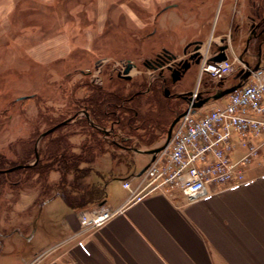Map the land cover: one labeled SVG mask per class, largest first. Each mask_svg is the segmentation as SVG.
I'll list each match as a JSON object with an SVG mask.
<instances>
[{"label":"rangeland","instance_id":"obj_1","mask_svg":"<svg viewBox=\"0 0 264 264\" xmlns=\"http://www.w3.org/2000/svg\"><path fill=\"white\" fill-rule=\"evenodd\" d=\"M197 1L56 0L54 6H47L34 0L19 8L9 25V37L0 38V157L3 162L33 163L32 147L36 144L38 149L45 150L47 145L46 139L37 141V136L62 121L67 125L57 132L58 136H66L69 152L80 154L84 145L92 143L81 120L83 104L95 95V87L102 85L103 91H118L126 96L140 88L142 82L152 81L158 69L151 70L143 63L158 54L179 56L187 45L200 41L203 51L209 55L224 38L231 54L239 52L236 53L239 56L253 23L249 15L257 8L247 0L230 7L220 0L217 3L204 0L195 6ZM263 11L264 4L260 14ZM20 33L24 35L19 38ZM255 44L254 41L249 44L252 54ZM128 60L134 68L130 72L131 80L123 81L116 74ZM248 60L253 62L256 58ZM243 66V60H235L224 84L233 83L235 72ZM199 70L195 66L179 87L186 91L196 87ZM206 79L203 74L199 88L205 85ZM159 97L157 103L152 95L137 99L141 102L142 114L156 112L164 116L167 124L175 116L167 107L171 98L163 93ZM213 102L205 104L204 109L210 108ZM171 105L180 113L187 102L180 98ZM145 144L143 140L139 146ZM103 146L107 147L105 152L100 154V149L91 148L85 158L92 161L89 179L103 181L106 187L110 180L112 190L122 192L119 178L134 167L139 172L150 155L106 143ZM50 147L53 153V145ZM85 165L80 163L82 167ZM37 171L22 169L0 175V264H4V257L10 260L23 254L32 255L50 239L52 225L61 222L62 210L66 208L62 198L39 201L50 194V191L45 194L43 186L56 182L59 173L51 171L41 178ZM67 176L68 180L74 178ZM81 181L78 177L72 189L79 187Z\"/></svg>","mask_w":264,"mask_h":264},{"label":"crops","instance_id":"obj_2","mask_svg":"<svg viewBox=\"0 0 264 264\" xmlns=\"http://www.w3.org/2000/svg\"><path fill=\"white\" fill-rule=\"evenodd\" d=\"M32 1L0 0V38L9 37V25L15 20L17 11ZM39 1L47 6L56 3V0ZM252 1L258 2L247 0L249 4ZM203 2L198 0L194 5ZM220 2L230 7L237 6L241 0ZM170 5L176 6V3ZM23 35L18 34L19 38ZM206 82L203 87L208 86ZM218 99L210 100L214 101L210 106L224 102ZM172 118L167 124L154 126L150 145L126 148V151L142 153L138 150L158 146L165 139ZM263 136L251 137L249 141L257 143ZM231 143L230 157L236 160L246 148L236 134ZM261 155L247 165L245 183L216 193L219 186L209 184L206 194L194 200L187 199L177 189L170 193L155 191L138 200L129 199L130 190L123 187L122 180L133 182L132 176L138 173L135 167L119 178L124 189L119 193L112 190L110 180L106 187L103 181L96 179L104 190L107 189L103 205L114 211L112 216L97 227L83 229L79 225L80 211L65 204L61 222L52 225L50 239L33 254L65 241L64 246L38 264H264V165L260 163ZM53 199L56 197L46 202ZM33 254L10 260L2 256L3 263L29 264Z\"/></svg>","mask_w":264,"mask_h":264},{"label":"built area","instance_id":"obj_3","mask_svg":"<svg viewBox=\"0 0 264 264\" xmlns=\"http://www.w3.org/2000/svg\"><path fill=\"white\" fill-rule=\"evenodd\" d=\"M216 53L203 56L198 85L191 90L187 112L174 124L167 145L154 153L153 159L150 155L144 170L132 176L133 182L122 180L123 187L130 190L129 199L138 200L155 191L170 193L177 189L187 199L194 200L206 194V186L209 184L219 186L216 193L245 183L247 165L260 154V163L264 165V136L257 143L249 141L251 137L264 134L263 66L252 70L241 87L223 96V103L204 112L202 110L205 105L196 108L192 106L200 90L199 80L203 74H206L210 84H215L230 75L233 63L239 61L235 53L221 61H209L208 57ZM233 134L246 148V152L236 160L230 157ZM113 213L103 204L97 205L81 210L79 223L83 229L97 227ZM64 244L65 241H61L35 253L29 264H38L47 259Z\"/></svg>","mask_w":264,"mask_h":264},{"label":"trees","instance_id":"obj_4","mask_svg":"<svg viewBox=\"0 0 264 264\" xmlns=\"http://www.w3.org/2000/svg\"><path fill=\"white\" fill-rule=\"evenodd\" d=\"M257 1L258 2L252 1L253 3L250 4L257 9L250 14L249 17L253 18L252 20L259 26L257 31L258 36L255 38V40H257L256 43L264 47V13L260 14L264 0ZM120 80L125 81L124 79ZM95 88V95L86 100L87 111L94 125L91 126L84 117H82L81 120V122L84 123V127L87 129L88 136H90L91 144L84 145L80 154L69 152L68 148L70 144L66 136L61 137L58 136L59 133H57L62 127H66L67 125V123L62 124L40 138L46 139L45 143L47 145L45 150L35 149V145L32 147L35 161L33 164L15 168L11 171H0V175L22 169H38L37 173L39 175L41 174V178H43L44 175H48L51 171L58 172L59 177L56 182H49L50 184L52 183L51 185L48 184V186L50 185L49 187L43 186L45 194L47 191H50V194L44 196V193L40 190V194L44 196L39 200L40 203L58 196L74 211L86 210L99 205L101 202L104 203L105 190L101 187V183L89 179L90 173L93 172L92 161L85 158L90 155L91 148L94 150L100 149L99 153L101 154L107 149V147L103 146V143L116 145L117 147H123L121 146L123 144L125 148H138L139 144L145 140L148 146L153 142L152 131L154 126L156 124H163L164 116L150 111H146L142 114L139 108L141 102L137 99L141 95L136 94L130 97L132 94L129 93L126 96H122L118 91H103L101 86H96ZM152 96L155 103L160 101L157 92H153ZM25 97L28 96H23V98ZM110 126H113V128L110 129L105 136L103 133L104 129L101 128ZM134 140L138 141L139 144L135 143ZM63 143H65V146H62ZM51 145H53L54 148V150L52 149L53 153H50V149L52 148L50 147ZM35 153H37L36 160ZM81 162L86 163V165L84 167L80 166ZM18 164L27 163L19 162L7 164L3 162L0 157V170H5ZM67 175L74 177V180H68ZM78 177L82 179L81 183H78L80 186L72 189Z\"/></svg>","mask_w":264,"mask_h":264},{"label":"water","instance_id":"obj_5","mask_svg":"<svg viewBox=\"0 0 264 264\" xmlns=\"http://www.w3.org/2000/svg\"><path fill=\"white\" fill-rule=\"evenodd\" d=\"M256 36H258V33L257 32H253V34H248L247 38H246V42H245V46L244 48L242 49L240 55H239V58L241 60H243V63L245 65V68H241L237 74L234 76V78H238V81L228 87H225L223 89H219L217 91H215L213 94H209V91L210 90H203V91H200V93L198 94V96L196 97V99L192 102V106L194 108L196 107H201L203 104L207 103L209 100H215V99H218V98H221L223 96H225L226 94L232 92L233 90L241 87L246 81H247V78L248 76L250 75L251 71L252 70H255L259 67L260 65V62L262 59H264V54L262 52V50H264L262 47L261 44H258L256 45V50L253 51V54L252 52L249 50V44H250V40L251 38L255 39ZM224 38H221L220 42L221 44H218L217 46V50H218V53L209 57L208 60L210 61H221V60H224L226 59L227 55H226V51L229 49V44L228 43H224ZM190 46V45H187L184 49H183V53H185V50L186 48ZM193 46V51L191 52V54L187 57V58H184L181 61V65L179 67V69H175L173 72H172V79L173 81L179 79L186 71L187 69L190 67L191 64H199L200 63V59L202 57V54H201V49L204 48V46L202 45V43L200 41H195L193 42V44L191 45ZM245 55L244 58L242 57V55ZM175 55L174 54H165V56L162 57V60L160 62H158L155 59H153L151 62L153 63V69H156L157 67H159L161 64L165 63L166 61H168L169 59H171L172 57H174ZM256 58V62L254 64H251V62H249L248 58ZM145 64V63H144ZM134 67V64L131 63L130 61H128V63L126 64V67L124 68L123 70V73L122 74H119L118 76L121 77V78H124V79H130L131 78V75L129 74V70ZM167 68H170L169 66H166ZM176 72V73H175ZM191 92L190 91H185V92H182V93H178L177 96L178 97H181L183 100H185L187 103H189L191 101V96H188ZM163 94L164 95H168L169 94V91L167 89H165L163 91ZM187 112V108L176 114L175 117L172 119V121L170 122L169 126H168V129H167V132H166V137H165V140L162 144H160L159 146H155V147H152L150 149H147V150H138L139 152H142V153H148L150 155H152V159L154 158V153L158 152L159 150H161L162 148H164L167 143L169 142V139L171 137V132H172V128L174 126V124L176 123V121L179 119V117L183 114H185ZM65 121H62V122H59V123H56L55 125L49 127L48 129H46L45 131H43L37 138V141L45 134L55 130L57 127H59L60 125L64 124ZM37 148V145L35 144V149ZM37 159V153H35V160ZM35 162V161H34ZM33 162V163H34ZM33 163H27V164H18L14 167H10L8 169H5V170H0V171H11L15 168H19V167H22V166H27V165H30V164H33ZM144 170V167L139 171V173H141L142 171ZM103 204V202L100 203V205Z\"/></svg>","mask_w":264,"mask_h":264},{"label":"flooded vegetation","instance_id":"obj_6","mask_svg":"<svg viewBox=\"0 0 264 264\" xmlns=\"http://www.w3.org/2000/svg\"><path fill=\"white\" fill-rule=\"evenodd\" d=\"M252 25L250 27V30H249V33L250 34H253V32H257L258 31V25L257 23H255L254 21H252ZM257 44V43H256ZM255 44V45H256ZM256 48V46H255ZM256 50V49H255ZM193 51V46H188L185 50V53H181V55L177 56L175 55L174 57H172L171 59H169L168 61H166L165 63L161 64L160 65V68L158 69V71H156L157 73H155V76L154 78L152 79V81L150 80H147L145 82H142L141 83V87L140 88H137L136 90L132 91L131 92V96L132 97L133 95L135 96L136 94L137 95H141V96H145V95H153V92H157L159 94V96L163 93V91L165 89H167L169 91V94L168 96L170 95V103L168 104V108H169V111L170 112H174L175 115L178 114V112L175 110L176 108L173 107V105H171V102L172 104L177 102L178 100H180L181 97H178L177 94L178 93H182V92H185L186 90L185 89H182L179 87V83L182 82L183 78L186 76V74L188 72H190L195 66H197L198 64H191L190 67L187 69V71L177 80L173 81L172 79V72L176 69H179L180 65H181V61L182 59L184 58H187L191 52ZM162 55L161 54H158L157 56H155L154 58H152L151 60L155 59L160 62L162 60ZM131 62V61H130ZM128 62H126L127 64ZM132 63V62H131ZM145 63V64H144ZM144 66H147V67H151L153 66V63L149 60H146L144 61ZM126 64L124 67L120 68L117 70V74H116V77L119 78V79H124V78H121L119 77L118 75L119 74H122L123 73V70L124 68L126 67ZM166 66H169L170 68H167ZM133 68V67H132ZM131 68V69H132ZM131 69L129 70V74L131 75ZM175 70V71H176ZM176 73V72H175ZM233 79L236 80L237 78H234L233 76ZM101 80V79H100ZM126 81H130V79H124ZM100 85H101V82H99ZM224 85L223 82L220 84L219 87L223 88ZM102 87V85H101ZM188 89V88H187ZM188 90H191L188 89ZM182 99V98H181ZM127 107V106H126ZM130 108V107H129ZM133 108V107H131ZM140 108V107H139ZM84 112V118L87 119L88 123L93 126L94 125V122L91 120L90 116H89V113L87 111V106H86V103L83 104V110ZM112 125V124H111ZM113 126H110V127H106V128H101V129H106V130H110L112 129ZM121 147L122 149H125L126 148L124 147V145L122 144ZM127 146V145H126Z\"/></svg>","mask_w":264,"mask_h":264}]
</instances>
